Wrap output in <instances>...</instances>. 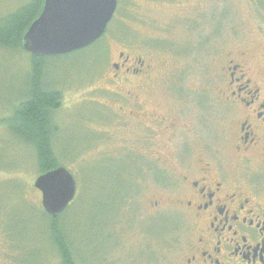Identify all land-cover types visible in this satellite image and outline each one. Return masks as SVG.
Listing matches in <instances>:
<instances>
[{"label": "rangeland", "instance_id": "obj_1", "mask_svg": "<svg viewBox=\"0 0 264 264\" xmlns=\"http://www.w3.org/2000/svg\"><path fill=\"white\" fill-rule=\"evenodd\" d=\"M29 1L0 0V17ZM119 50L139 54L159 70L154 89L137 98L168 112L167 125L174 121L169 112L184 109L188 114L181 118L189 121L194 111L208 126L211 148L229 160L233 120L223 116L212 90L230 55L250 53L264 66V0H118L115 17L95 45L47 61L45 82L62 91L53 116L59 129L54 152L77 183L78 203L63 225L75 242L78 264H178L189 239L187 222L171 211L150 216L148 205L160 184L144 159L130 165L140 157L131 150L141 146L139 126L123 114L109 120L108 108L99 107L97 115L96 103L131 88L128 81L112 80ZM29 65L24 52L0 50V264H17L3 228L15 240H32L46 224L41 192L33 187L39 168L9 130ZM170 137L163 131L164 144ZM128 148L130 161L124 159ZM169 153L162 151L164 162ZM57 262L52 256L49 264Z\"/></svg>", "mask_w": 264, "mask_h": 264}, {"label": "flooded vegetation", "instance_id": "obj_2", "mask_svg": "<svg viewBox=\"0 0 264 264\" xmlns=\"http://www.w3.org/2000/svg\"><path fill=\"white\" fill-rule=\"evenodd\" d=\"M116 54L112 80L128 81L137 94L131 88L116 92L124 100L96 103L97 115L99 107L108 108L112 111L109 120L123 114L139 126L142 143L131 150L140 157L130 165L138 166L144 159L160 184L158 195L148 205L150 216L171 211L187 222L189 239L178 264H264L262 58L244 52L228 56L222 77L213 87L218 108L226 119L233 120L228 160L221 149L211 148L208 126L194 111H190L189 121L181 118L188 114L184 109L169 112L174 121L167 125L168 117L163 116L168 112L159 113V108H148L137 98L138 93L154 89L151 81L158 74L156 67L139 54L120 50ZM209 108L204 111L209 113ZM163 131L171 136L165 144ZM168 145L172 147L166 149ZM164 149L170 151L165 162ZM130 153L128 148L124 159L130 161Z\"/></svg>", "mask_w": 264, "mask_h": 264}, {"label": "trees", "instance_id": "obj_3", "mask_svg": "<svg viewBox=\"0 0 264 264\" xmlns=\"http://www.w3.org/2000/svg\"><path fill=\"white\" fill-rule=\"evenodd\" d=\"M43 6L44 0H30L0 17V50L24 52L30 59L24 91L17 106L12 109L9 130L11 138L23 143L27 147L26 153L30 151L31 158L39 168V175L61 166L58 164L53 146L55 135L59 132L54 124L53 116L60 106L62 91L46 84L47 61L68 57L79 52L63 56L33 57L23 49L24 35L30 25L40 16ZM16 186L24 188L20 183ZM77 203L78 198L76 197L69 208L55 219L42 211L41 217L46 220V224L38 230L36 239L26 240L24 237H19L15 240L13 234L6 231L8 227L3 228L10 248V258L17 264H49L52 256H55L58 259L57 264H78L75 242L71 240L63 225V218L73 212ZM27 206L34 213L29 203ZM23 225H18V227L26 231ZM163 231L165 229H161L159 235Z\"/></svg>", "mask_w": 264, "mask_h": 264}, {"label": "water", "instance_id": "obj_4", "mask_svg": "<svg viewBox=\"0 0 264 264\" xmlns=\"http://www.w3.org/2000/svg\"><path fill=\"white\" fill-rule=\"evenodd\" d=\"M118 0H44L40 16L23 38V49L33 57L68 55L86 49L106 33ZM44 212L57 218L77 195V183L63 166L36 178Z\"/></svg>", "mask_w": 264, "mask_h": 264}, {"label": "bare ground", "instance_id": "obj_5", "mask_svg": "<svg viewBox=\"0 0 264 264\" xmlns=\"http://www.w3.org/2000/svg\"><path fill=\"white\" fill-rule=\"evenodd\" d=\"M70 205H71V204H70ZM70 205H69V206H70Z\"/></svg>", "mask_w": 264, "mask_h": 264}]
</instances>
